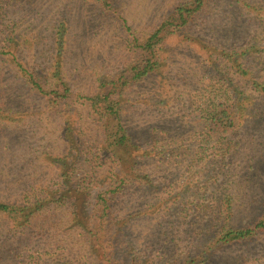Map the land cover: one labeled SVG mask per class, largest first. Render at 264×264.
Here are the masks:
<instances>
[{"label": "rangeland", "instance_id": "obj_1", "mask_svg": "<svg viewBox=\"0 0 264 264\" xmlns=\"http://www.w3.org/2000/svg\"><path fill=\"white\" fill-rule=\"evenodd\" d=\"M105 2L0 0V201L59 200L23 235L0 219V264L81 258L84 237L66 219L82 208L72 188L118 170L103 158L88 98L112 92L138 61L135 43L189 0ZM162 45L156 73L111 95L142 177L113 202L129 220L123 254L145 264H264V231L221 240L264 220V0H208ZM32 82L45 92L66 84L69 96L50 100ZM217 106L212 127L204 111Z\"/></svg>", "mask_w": 264, "mask_h": 264}, {"label": "trees", "instance_id": "obj_2", "mask_svg": "<svg viewBox=\"0 0 264 264\" xmlns=\"http://www.w3.org/2000/svg\"><path fill=\"white\" fill-rule=\"evenodd\" d=\"M208 0H189L186 4L175 9L173 15L165 20L159 28L153 32L144 43H135L136 50H139V58L135 65L124 71L115 81L110 82L114 88L109 93H97L88 98L95 113L100 117L103 125V151L106 162L115 165L118 170L103 174L101 178L87 179V186L72 188L79 196L76 200L82 203V208L70 209L67 215V222L72 223L70 228L79 230L83 238L80 246L83 254L76 261L68 260V264H145L137 259H129L123 254L120 244L127 235H124V228L129 220L120 219L113 212L115 195L122 192L127 184L132 183L138 176L137 158L138 147L132 142L128 132L125 130L120 119L118 101L111 98L113 91H122L132 83L139 82L143 78L156 73L161 66L160 51L163 49L165 35L173 34L174 28L185 27L202 12ZM107 5L105 0H102ZM173 28V30H171ZM175 33V32H174ZM32 85L44 96H50V100L65 99L69 96V88L63 84L59 91L45 92L40 85L32 82ZM264 92V87H262ZM216 109L204 111V114L213 120L211 126L215 127L220 122ZM225 115L226 112L222 111ZM228 119V118H224ZM225 120V121H226ZM114 168V169H115ZM102 175V174H101ZM71 194V193H69ZM34 199L26 198L21 204H9L0 201V219H7V233L23 235L41 217L43 212L50 210V206L59 200L54 196L46 195L47 203L40 205L36 195ZM63 200H67L63 198ZM61 203V202H60ZM62 202L59 205H63ZM139 211L141 216H146L145 211ZM132 215V214H131ZM257 231H264V220L257 222L251 228L243 230L224 231L221 240L224 242H235L247 239Z\"/></svg>", "mask_w": 264, "mask_h": 264}]
</instances>
